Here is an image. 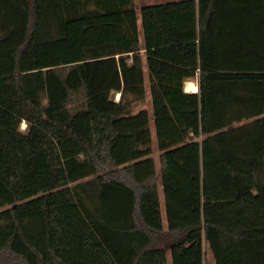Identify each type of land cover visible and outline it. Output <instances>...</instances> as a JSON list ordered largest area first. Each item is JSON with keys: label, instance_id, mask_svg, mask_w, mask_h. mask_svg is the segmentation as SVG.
I'll return each mask as SVG.
<instances>
[{"label": "trees", "instance_id": "trees-1", "mask_svg": "<svg viewBox=\"0 0 264 264\" xmlns=\"http://www.w3.org/2000/svg\"><path fill=\"white\" fill-rule=\"evenodd\" d=\"M137 12L0 0V264H264V0Z\"/></svg>", "mask_w": 264, "mask_h": 264}, {"label": "rangeland", "instance_id": "rangeland-1", "mask_svg": "<svg viewBox=\"0 0 264 264\" xmlns=\"http://www.w3.org/2000/svg\"><path fill=\"white\" fill-rule=\"evenodd\" d=\"M157 1L158 0H148L147 2L156 3ZM143 3H146V2H143V0H136V6L137 7H142ZM137 21H140L139 9L137 12ZM144 61H145V59H144ZM191 82L195 83L198 87V80H192ZM148 86L149 85L147 83V85H146V91L147 92L149 91ZM117 97H116V100H118ZM141 109L147 110L149 115L151 116L150 129H151L152 140H153V144H152V148L154 151L153 157L157 159L159 157V153H158V149H157L156 134H155L154 122H153V118H152V105H151V99H150L149 95L146 96V98L143 102L136 104V105H133V107H132V111L134 113H137ZM21 130L22 131L26 130V124H22ZM162 203H163V208H164V213H163V221L164 222L163 223H164V227L167 228V215H166L165 199ZM219 249L222 250V248H219ZM220 255L218 257H215V256H213L212 252L210 251L208 253V262H214L216 264H218V262H220V263L223 262V264H232V263H230V259H231L230 254H227L226 252L223 251L220 253Z\"/></svg>", "mask_w": 264, "mask_h": 264}, {"label": "crops", "instance_id": "crops-1", "mask_svg": "<svg viewBox=\"0 0 264 264\" xmlns=\"http://www.w3.org/2000/svg\"><path fill=\"white\" fill-rule=\"evenodd\" d=\"M148 0H143V2H146V3H143L142 7L145 6V5H151V4H161V3H168V2H173V1H178V0H158L156 3H149L147 2ZM135 2V5H136V0H134ZM142 7H137V11L138 9L140 10ZM148 83V81H147ZM188 83V82H187ZM186 83V84H187ZM149 85V84H148ZM149 87V86H148ZM185 91L187 93H189L186 89V85H185ZM118 96V97H117ZM116 97L118 98V100L120 99V94H117ZM159 155H160V152L158 151ZM154 154V153H153ZM154 156V155H153ZM154 158V157H153ZM155 160V164H156V168L157 170L159 171L160 169V159L159 157L156 159L154 158ZM158 191H159V197H160V202H161V214H162V220H163V213H164V208H163V201H164V192H163V187H162V184L160 182H158ZM164 222V221H163ZM164 225V223H163ZM165 230H167V228L164 227ZM164 243L162 245V247H165L166 249V252H167V258H168V264H173L172 262V256H171V246H172V239L171 237H167L164 239ZM209 253V252H208ZM207 257H208V254H207ZM207 264H216L214 262H207Z\"/></svg>", "mask_w": 264, "mask_h": 264}, {"label": "bare ground", "instance_id": "bare-ground-1", "mask_svg": "<svg viewBox=\"0 0 264 264\" xmlns=\"http://www.w3.org/2000/svg\"><path fill=\"white\" fill-rule=\"evenodd\" d=\"M186 89L189 93H196L198 92V87L195 83L189 81L187 84H186Z\"/></svg>", "mask_w": 264, "mask_h": 264}]
</instances>
